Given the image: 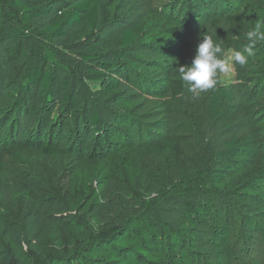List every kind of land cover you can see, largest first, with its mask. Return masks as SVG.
Segmentation results:
<instances>
[{"label": "rangeland", "instance_id": "rangeland-1", "mask_svg": "<svg viewBox=\"0 0 264 264\" xmlns=\"http://www.w3.org/2000/svg\"><path fill=\"white\" fill-rule=\"evenodd\" d=\"M27 1H52L55 7L36 20L26 38L17 40L26 48L39 45L54 53L52 69L58 78L52 98L62 100L69 93L75 104L66 106L67 112L61 115L65 107L58 108L57 101L45 102L46 91L30 88L25 93L23 70L4 51L14 42L4 29L0 44V177L31 180L35 186L28 190L30 196L42 202L48 195L45 205L59 210V217L51 232L39 241L27 242L20 217L2 207L0 198V242L6 251L0 254V264H38L73 251L101 223H114L129 210L140 212L149 205L159 220L154 219L155 228L148 233L160 249L190 245L199 255L198 264H264L263 233H254L251 241L243 237L239 226L229 227L221 238L214 233L216 226L223 225V221L215 222L217 215L226 212V197L219 194L214 206L204 209L211 226L198 223L194 230L182 210L188 197L178 199L192 183L201 182L195 171L207 162L205 154L221 149L233 133L255 139L258 150L252 163L255 168L264 166V60L258 62L253 56L244 66L234 62L235 52H242L249 43L246 33L264 19L260 13L264 0H142L129 13L124 0H105L99 6L98 27L89 39L108 52L88 63L70 53L60 38H48L41 32L60 15L59 10L76 0ZM0 5L2 24L19 27V19L9 13L17 12L11 1L0 0ZM229 13L240 16L239 48L222 47L231 71L219 73L216 85L228 88L234 97L228 107L235 125L232 130L227 128L228 120L213 122L208 115L211 89L194 96L187 86L177 95L172 88L177 67L186 59L197 34L226 27ZM127 26L134 28L139 40L134 48L125 49L120 42L121 28ZM263 45L264 40H258L255 53ZM111 52H120L116 62H111ZM89 72L102 73L95 78L100 82H92ZM53 107L59 110L52 119ZM93 113L99 115L98 124L91 121ZM46 119L47 127L43 126ZM43 145L53 146L55 153H43ZM174 145L180 148L181 157L173 151ZM123 156L130 160L127 167L120 163ZM76 187L92 197L91 211L70 210L66 192ZM236 210L238 222L244 210L239 203ZM225 246L233 256H224ZM136 248L130 264H145L146 251Z\"/></svg>", "mask_w": 264, "mask_h": 264}, {"label": "trees", "instance_id": "trees-1", "mask_svg": "<svg viewBox=\"0 0 264 264\" xmlns=\"http://www.w3.org/2000/svg\"><path fill=\"white\" fill-rule=\"evenodd\" d=\"M10 1L14 9L17 10L16 13L9 11L10 16L17 17L20 26L10 28L2 24L1 14L4 12L2 5H0V44H2L4 29H8L14 42L4 51H7L8 56L15 58L17 66L23 70L21 79L23 90L27 95L30 88L39 89L42 92L46 91L45 102L56 104L57 101L58 108H60L59 105L65 107L61 113L63 115L67 112L66 106L75 103H72V96L69 93H64L62 100L52 98L53 86H56L54 81L58 78L52 69L55 64L54 53L39 45H30L26 48L22 46L20 40H17L18 38H26L34 28L36 20L48 15L55 7V3L50 1L35 4L27 0ZM104 1L76 0L65 9L59 10L60 15L44 25L41 32L48 38H60L66 49L83 58L84 62H97L108 50L91 42L89 38L90 34L98 27L99 6ZM141 1L124 0L126 12L129 13ZM260 8V13L264 18V3ZM225 16L228 24L226 27H217L214 33L201 31L197 34L190 45L186 59L179 66L190 65L196 46L202 39L201 33L212 35L221 44V47L237 48L238 46L239 48L240 16L238 13H229ZM260 23H264V19H261ZM120 32V42L123 48L138 46L139 40L133 27H123ZM120 55V52H111V62H116ZM254 56L258 58V62L264 60V45ZM130 65L134 67V64ZM2 68L0 66V69ZM100 75L102 73H88L89 78L95 83L100 82V80L95 79L99 78ZM184 87L186 84L179 79L176 71V77L172 80L173 93L180 94ZM233 100L234 97L229 89L219 85L211 88L207 95L206 111L208 115L213 122H218L220 119L228 120L227 128L230 130L235 126L230 120L228 108L232 105ZM45 110H50V107L47 105ZM58 110L56 107L51 109L52 119L53 116L56 117ZM99 120L98 114L93 113L91 115V121L95 124H98ZM47 122L46 119L43 126L47 127ZM195 124L198 125V122L195 121ZM185 128L193 132L190 125H186ZM195 137L200 139L199 135H195ZM256 144L254 138L233 133L224 140L221 149L205 154L207 162L198 165L197 171L194 169L201 182L199 185L192 183L182 194L184 197H178L180 200L188 197L182 210L186 212L185 221L192 225L191 230H194L198 223L211 226L207 224V217L203 211L213 207L215 199L220 196L219 194H222L221 196L228 199V203L224 202L228 206L226 205L224 215H217L215 224L223 221V225L216 226V230H213L217 236L221 238L226 229L229 227L238 229V226L243 231V237L248 241H251L254 233L264 234V225L261 224V220H264V166L263 168L253 166V155H256L258 150ZM173 151L178 157H181L182 154L177 145L173 146ZM42 152L52 155L55 153V149L53 146L43 145ZM120 163L124 165L123 167H127L130 160L127 156H123ZM32 186L35 185L24 176L21 180L0 177L2 207L20 217L25 228L27 242L39 241L46 233L51 232L56 226L54 219L59 217V210L53 209L50 205H45L46 200L49 199L48 195L44 196L42 202H38L36 198L30 196L28 190ZM85 192L84 189L77 187L76 190L71 189L66 192V200L70 204V210L91 211L92 197ZM74 203L75 205H73ZM238 203L244 212L241 214V220L237 222L238 211L236 209ZM188 208H190L189 211ZM154 219L155 221L159 220V215L150 205L146 210L140 212L129 210L126 217L122 215L114 223L107 222L98 225L85 244L78 245L73 251L52 256V259H42L38 264H130L132 258H136V253L133 251L136 246L138 247L136 249L146 251L144 255L145 264H198L199 255L197 251L191 249L190 245H172L167 251L160 249L158 245H153L154 237L148 232L155 228ZM183 228L184 230L188 229L186 226ZM139 236L142 237L141 240L138 239ZM190 239L194 238L191 236ZM3 248L4 246L0 242V254L6 252ZM223 252L226 257L233 256L231 248L225 246Z\"/></svg>", "mask_w": 264, "mask_h": 264}, {"label": "clouds", "instance_id": "clouds-1", "mask_svg": "<svg viewBox=\"0 0 264 264\" xmlns=\"http://www.w3.org/2000/svg\"><path fill=\"white\" fill-rule=\"evenodd\" d=\"M202 39L196 46L190 65L177 67L179 79L183 81L187 90L194 96L213 88L219 73L229 74L231 66L228 60L223 58L224 49L212 35L200 34ZM248 45L243 51H236L234 62L241 66L248 63L249 57L255 55V44L258 40H264V23H255L252 30L246 33Z\"/></svg>", "mask_w": 264, "mask_h": 264}]
</instances>
